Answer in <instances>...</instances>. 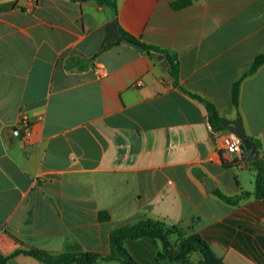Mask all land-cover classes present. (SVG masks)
I'll use <instances>...</instances> for the list:
<instances>
[{"label": "crops", "instance_id": "0c3cea01", "mask_svg": "<svg viewBox=\"0 0 264 264\" xmlns=\"http://www.w3.org/2000/svg\"><path fill=\"white\" fill-rule=\"evenodd\" d=\"M179 1L117 0L113 9L0 0L3 255H107L114 229L152 220L177 227L174 245L197 234L226 264H264V200L231 206L213 193L253 191L254 171L247 157L241 167L220 150L208 108L189 94L211 101L223 121L241 118L264 161V65L232 102L234 83L264 51V0ZM122 31L159 51L121 40ZM168 56L180 62L178 84ZM124 243L139 264H157L160 242ZM9 264L47 263L19 254Z\"/></svg>", "mask_w": 264, "mask_h": 264}, {"label": "trees", "instance_id": "16d2710c", "mask_svg": "<svg viewBox=\"0 0 264 264\" xmlns=\"http://www.w3.org/2000/svg\"><path fill=\"white\" fill-rule=\"evenodd\" d=\"M101 5H106L113 9L117 8V0H96ZM190 3V0H181L174 3L175 7H180ZM121 40H126L138 47L145 50H157L150 45L136 39L135 37L122 31ZM170 73L174 78V82L178 84L180 73V62L177 57H169ZM264 65V51L259 53L251 66L244 70L240 75V78L234 83L232 88V102L237 107L240 98V85L242 81L248 76L253 75L258 69ZM194 98L198 99L206 105L209 111L210 123L216 130L229 129L222 123L223 118L217 111L216 106L209 100L194 94L189 93ZM252 141L254 139L249 137ZM259 147V143L256 142ZM243 161H246L244 155ZM241 161H237L236 164L241 166ZM252 171H254L255 188L253 191H242L239 194L228 195L219 189H215L213 192L220 200L231 206H239L244 200L255 197L257 199L264 200V161L261 158L255 161L249 162ZM100 220H109L110 215L107 212L99 213ZM178 232L177 227L167 228L163 223L155 222L152 220L140 221L134 225H125L114 229L110 234V254H102L98 252L83 251H64L62 253H50L48 251L38 248H19L11 255L5 256L0 252V264H9V260L12 256L24 254L32 256L47 264H98L99 262L118 261L120 264H139L133 259L127 250L124 241L130 239H140L143 237H149L155 241L160 242L161 247L157 251L155 260L157 264H172V263H187L190 260V256L193 253L199 252L202 254V259L199 264H226L223 259L219 258L212 250L210 244L204 240L201 236L194 234L189 236H180L178 244H172L170 235Z\"/></svg>", "mask_w": 264, "mask_h": 264}, {"label": "built area", "instance_id": "2783aa9c", "mask_svg": "<svg viewBox=\"0 0 264 264\" xmlns=\"http://www.w3.org/2000/svg\"><path fill=\"white\" fill-rule=\"evenodd\" d=\"M21 127L28 132L29 121L27 116L22 115ZM16 134H20L16 131ZM214 138L218 144L220 150L229 159L242 160L241 167H246V162L243 161L244 155L246 156L242 139L231 129L214 131Z\"/></svg>", "mask_w": 264, "mask_h": 264}, {"label": "water", "instance_id": "95a60500", "mask_svg": "<svg viewBox=\"0 0 264 264\" xmlns=\"http://www.w3.org/2000/svg\"><path fill=\"white\" fill-rule=\"evenodd\" d=\"M223 124L225 127L233 130L242 139L247 160L249 162H252L258 159L259 149L257 147V144L247 136L242 119L237 118L234 121L226 120V121H223ZM203 181H204V185L207 191L209 192H211L216 186V184L207 177H203Z\"/></svg>", "mask_w": 264, "mask_h": 264}, {"label": "rangeland", "instance_id": "374dc122", "mask_svg": "<svg viewBox=\"0 0 264 264\" xmlns=\"http://www.w3.org/2000/svg\"><path fill=\"white\" fill-rule=\"evenodd\" d=\"M105 264H120L118 261H112L110 263H105Z\"/></svg>", "mask_w": 264, "mask_h": 264}]
</instances>
